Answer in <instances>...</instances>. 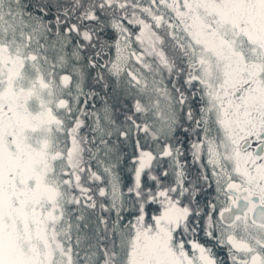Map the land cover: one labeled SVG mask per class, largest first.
Instances as JSON below:
<instances>
[{
	"label": "snow or ice",
	"instance_id": "snow-or-ice-1",
	"mask_svg": "<svg viewBox=\"0 0 264 264\" xmlns=\"http://www.w3.org/2000/svg\"><path fill=\"white\" fill-rule=\"evenodd\" d=\"M0 264H264V0H0Z\"/></svg>",
	"mask_w": 264,
	"mask_h": 264
}]
</instances>
